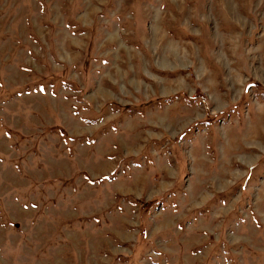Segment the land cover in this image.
I'll return each instance as SVG.
<instances>
[{
    "label": "rangeland",
    "instance_id": "obj_1",
    "mask_svg": "<svg viewBox=\"0 0 264 264\" xmlns=\"http://www.w3.org/2000/svg\"><path fill=\"white\" fill-rule=\"evenodd\" d=\"M0 264H264V0H0Z\"/></svg>",
    "mask_w": 264,
    "mask_h": 264
}]
</instances>
